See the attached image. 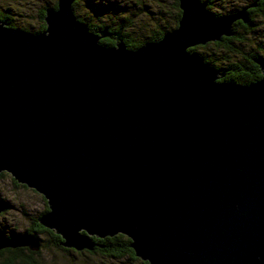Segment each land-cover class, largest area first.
I'll use <instances>...</instances> for the list:
<instances>
[{
    "label": "water",
    "instance_id": "obj_1",
    "mask_svg": "<svg viewBox=\"0 0 264 264\" xmlns=\"http://www.w3.org/2000/svg\"><path fill=\"white\" fill-rule=\"evenodd\" d=\"M75 1L40 33L0 22V173L44 197L38 222L64 248L121 234L149 264H264V58L242 85L188 51L232 37L247 9L178 0V26L130 50L121 31L101 45L113 36ZM41 246L0 230V251Z\"/></svg>",
    "mask_w": 264,
    "mask_h": 264
},
{
    "label": "rangeland",
    "instance_id": "obj_2",
    "mask_svg": "<svg viewBox=\"0 0 264 264\" xmlns=\"http://www.w3.org/2000/svg\"><path fill=\"white\" fill-rule=\"evenodd\" d=\"M58 0H0V9L12 19L14 26L31 33L37 32L44 20L41 19L44 8H53ZM211 1L213 8L210 11L215 15H227L234 10L242 9L253 0H204ZM179 6L176 0H78L74 9L77 19L84 18L86 22L97 26L104 23L112 28L126 25V35L137 42H142L159 34L164 29H175ZM254 31L243 33L246 40L236 43L238 53L225 54L223 50L214 46L199 48V53L214 54L217 59L227 56L232 62L243 60L249 52H256L264 56V21L256 17ZM98 34V33H97ZM114 40L115 37L113 38ZM212 43V42H211ZM220 62V61H219ZM223 66V63H219ZM225 66V65H224ZM6 201L8 211L0 214V229H6L8 234L23 233L48 208L44 197L32 189L21 184L15 185L10 174L0 176V201ZM42 242L41 250L33 258L36 264H141V260L130 258L117 259L77 252L70 249L63 251L56 247L49 234H38ZM27 253V252H26ZM0 264H3L0 259ZM31 264H34L31 262Z\"/></svg>",
    "mask_w": 264,
    "mask_h": 264
},
{
    "label": "trees",
    "instance_id": "obj_3",
    "mask_svg": "<svg viewBox=\"0 0 264 264\" xmlns=\"http://www.w3.org/2000/svg\"><path fill=\"white\" fill-rule=\"evenodd\" d=\"M77 1L78 0H76L73 4V10L75 9V6L77 5ZM254 3H256L257 6L251 7V5ZM207 4H208L207 8L209 10L213 8V3L211 1H207ZM176 6L177 7L179 6L178 0H176ZM53 8H57V4L54 5ZM46 9L47 8H44V10L42 11V15H41L42 20H44ZM242 9H247V12L250 17L249 21L247 23H243L242 21H237L234 24V35L232 37H224L219 42L209 43L205 46H196L194 48H190L188 51L190 53L200 54L199 53L200 47L205 49L208 46H214L216 48L223 50L225 54H229V53L239 54L238 49H237L238 47H236V43H243L246 40V36L243 33L250 34L254 31L253 27L255 25L254 22H255L256 17H259L264 21V0H253L250 4H248L246 7ZM238 10H241V9H238ZM238 10H234V12ZM216 16H220V15H216ZM180 17H181V10H179L178 12L176 27L178 26V21ZM79 20L81 22L86 21L82 17H80ZM0 22H5L9 27L14 26L12 19L8 17L1 9H0ZM86 24L88 25L91 32H96V33H99L101 30L107 28L108 32L113 37H115V34L121 30L120 39L126 44V47L130 50L137 49L138 47L150 41H158L163 37V35L166 32L173 30V29H164L159 34L155 35L152 38H148V40L146 41L137 42L133 40L132 38H130L128 35H126V33L124 32L128 28V26L126 25L121 24L115 28H112L111 26L104 24V23L98 24L97 26H94L93 24L88 23V22H86ZM45 28H46V24H45V21H43L41 28L35 33H40L44 31ZM240 30H242L243 33H241ZM100 44L103 46H114L116 44V40H114L113 38H104V39H101ZM259 47H260V50L264 49V46L262 45H260ZM200 55L204 58V60L207 63H209L210 65L214 66L217 69H220L222 72H225V76L221 78L220 81L236 82L242 85H249L262 78L261 69L259 65L254 61V59L258 57L264 58V56H260L256 52L252 51V52L247 53V55L243 57V60H240L237 62L229 61L227 59V56H221L215 59L214 54L207 55L205 53H201ZM219 61L223 63V66L217 63ZM3 175H5V172L0 173V176H3ZM13 181L15 185H18V183L14 179ZM5 211L7 212L8 209H6ZM47 211H48V208H46L45 211L42 212V214H44ZM38 219L39 218L33 221V225L27 231L30 233H33L36 236L38 234H43V233L49 234L51 238L54 240L56 247L60 248L63 251H69L70 249L64 248L62 246L61 237L57 235L54 231L44 228L41 224H39ZM2 231L7 236L15 235L14 233L8 234L6 229H2ZM95 241L99 244V246L96 247L91 252L89 251H84V252H88L90 254H99L101 256H106L109 258H117V259L130 258V259L139 260L135 256L132 248L130 247L131 240L124 235L118 234L114 237H106L104 239L95 238ZM39 252L40 251L31 252L27 248L4 249L0 251V259L2 260L3 264H31V262L36 264V262L33 261V258L36 255H38ZM141 264H149V263L141 260Z\"/></svg>",
    "mask_w": 264,
    "mask_h": 264
},
{
    "label": "flooded vegetation",
    "instance_id": "obj_4",
    "mask_svg": "<svg viewBox=\"0 0 264 264\" xmlns=\"http://www.w3.org/2000/svg\"><path fill=\"white\" fill-rule=\"evenodd\" d=\"M121 31V30H120ZM93 33H96V32H93ZM97 34V33H96ZM112 38H114V37H112Z\"/></svg>",
    "mask_w": 264,
    "mask_h": 264
}]
</instances>
